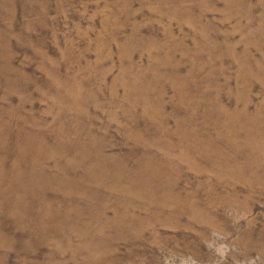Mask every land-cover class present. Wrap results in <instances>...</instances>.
<instances>
[{"label":"rangeland","instance_id":"374dc122","mask_svg":"<svg viewBox=\"0 0 264 264\" xmlns=\"http://www.w3.org/2000/svg\"><path fill=\"white\" fill-rule=\"evenodd\" d=\"M0 264H264V0H0Z\"/></svg>","mask_w":264,"mask_h":264}]
</instances>
